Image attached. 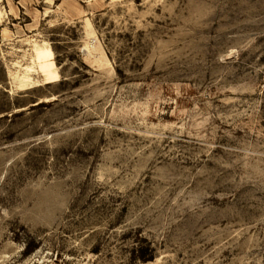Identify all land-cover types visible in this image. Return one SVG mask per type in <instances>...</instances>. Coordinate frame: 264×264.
<instances>
[{
  "label": "rangeland",
  "instance_id": "1",
  "mask_svg": "<svg viewBox=\"0 0 264 264\" xmlns=\"http://www.w3.org/2000/svg\"><path fill=\"white\" fill-rule=\"evenodd\" d=\"M0 264H264V0H0Z\"/></svg>",
  "mask_w": 264,
  "mask_h": 264
},
{
  "label": "bare ground",
  "instance_id": "2",
  "mask_svg": "<svg viewBox=\"0 0 264 264\" xmlns=\"http://www.w3.org/2000/svg\"><path fill=\"white\" fill-rule=\"evenodd\" d=\"M37 51H38L37 52V59L41 62V61H43V59L45 57V53H43L41 50H37ZM45 77H46L47 82H51V81L55 80L56 74L48 72L45 74ZM30 81H31V78L28 75H26L23 78L22 85L25 86V85L29 84Z\"/></svg>",
  "mask_w": 264,
  "mask_h": 264
}]
</instances>
